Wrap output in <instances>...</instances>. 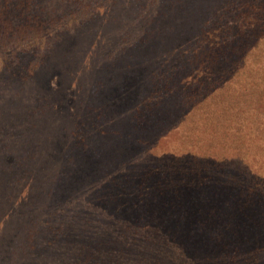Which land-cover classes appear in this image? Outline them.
I'll return each mask as SVG.
<instances>
[{"label":"rangeland","instance_id":"rangeland-1","mask_svg":"<svg viewBox=\"0 0 264 264\" xmlns=\"http://www.w3.org/2000/svg\"><path fill=\"white\" fill-rule=\"evenodd\" d=\"M245 4L42 0L32 31L0 28V264L159 260L147 209L168 164L226 123L198 71Z\"/></svg>","mask_w":264,"mask_h":264},{"label":"trees","instance_id":"trees-1","mask_svg":"<svg viewBox=\"0 0 264 264\" xmlns=\"http://www.w3.org/2000/svg\"><path fill=\"white\" fill-rule=\"evenodd\" d=\"M40 1L0 0V28L32 31ZM244 8L210 33L238 30L211 41L218 52L226 48L225 57L198 71L229 99L219 112L226 123L218 128L216 113L208 117L212 124L199 136L208 148L200 144L186 161L169 163L161 197L152 195L157 204L147 209L144 228L161 243L154 264H264V0H246Z\"/></svg>","mask_w":264,"mask_h":264}]
</instances>
